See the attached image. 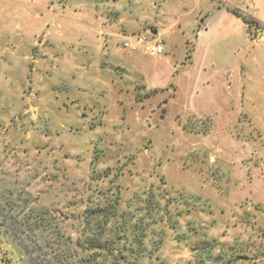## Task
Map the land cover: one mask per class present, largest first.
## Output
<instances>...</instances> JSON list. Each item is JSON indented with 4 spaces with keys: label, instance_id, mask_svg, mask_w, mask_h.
<instances>
[{
    "label": "rangeland",
    "instance_id": "1",
    "mask_svg": "<svg viewBox=\"0 0 264 264\" xmlns=\"http://www.w3.org/2000/svg\"><path fill=\"white\" fill-rule=\"evenodd\" d=\"M149 192L141 264H264V0H0V264H83L86 209Z\"/></svg>",
    "mask_w": 264,
    "mask_h": 264
},
{
    "label": "trees",
    "instance_id": "2",
    "mask_svg": "<svg viewBox=\"0 0 264 264\" xmlns=\"http://www.w3.org/2000/svg\"><path fill=\"white\" fill-rule=\"evenodd\" d=\"M232 12L248 27L253 24L239 13ZM163 198V195L158 194L155 199L153 192L147 193L140 210L141 215L136 219L128 209L120 211V198L117 194L113 198H106L107 201L100 206L86 209L83 239L78 244L86 251L83 264H141L142 260L152 258L163 244L162 235L147 233L164 222V215L168 213V209L167 205L165 208L161 206ZM181 215L182 212H178L176 217ZM149 235L154 239L152 240ZM213 247V243L208 241L200 243L192 249L193 254L187 264H200L206 261L202 260L203 255L209 260Z\"/></svg>",
    "mask_w": 264,
    "mask_h": 264
},
{
    "label": "built area",
    "instance_id": "3",
    "mask_svg": "<svg viewBox=\"0 0 264 264\" xmlns=\"http://www.w3.org/2000/svg\"><path fill=\"white\" fill-rule=\"evenodd\" d=\"M144 43H145V41L143 39H138L133 44L124 42L123 47L126 49H129L132 52H135V51H137L139 46L143 45L144 51H148L150 53H156V54H159L162 52V48L160 45L151 44V43H147L144 45Z\"/></svg>",
    "mask_w": 264,
    "mask_h": 264
},
{
    "label": "water",
    "instance_id": "4",
    "mask_svg": "<svg viewBox=\"0 0 264 264\" xmlns=\"http://www.w3.org/2000/svg\"><path fill=\"white\" fill-rule=\"evenodd\" d=\"M152 34H153V35H155V34H156V32L154 31Z\"/></svg>",
    "mask_w": 264,
    "mask_h": 264
}]
</instances>
